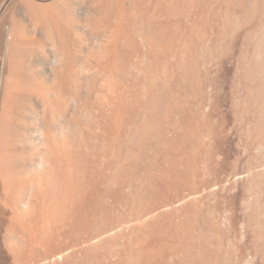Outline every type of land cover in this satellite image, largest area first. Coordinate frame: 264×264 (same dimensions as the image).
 <instances>
[{
  "label": "rangeland",
  "instance_id": "obj_1",
  "mask_svg": "<svg viewBox=\"0 0 264 264\" xmlns=\"http://www.w3.org/2000/svg\"><path fill=\"white\" fill-rule=\"evenodd\" d=\"M1 20L35 37L10 54L47 65L56 39L64 68L34 121L0 55V264H264V0H0Z\"/></svg>",
  "mask_w": 264,
  "mask_h": 264
},
{
  "label": "bare ground",
  "instance_id": "obj_2",
  "mask_svg": "<svg viewBox=\"0 0 264 264\" xmlns=\"http://www.w3.org/2000/svg\"><path fill=\"white\" fill-rule=\"evenodd\" d=\"M4 1H6V0H4ZM4 9H5V6H4ZM29 16H30V14H29ZM30 20H32V19H30ZM30 20H29V22H30ZM33 21H36V20L33 19ZM30 23L33 25V26H31L33 28V29L31 28V30H34L33 32H39L37 30H40L41 28L36 30V27H35L38 23L37 22H35L37 24L32 23V22H30ZM54 26H55V24H54ZM41 33H42V31H41ZM53 34H55V32H53L51 36H53ZM33 35L34 34H32V36ZM32 36H31V38H32ZM31 38H28V39L30 40ZM33 38H35V37H33ZM33 38H32V41H33ZM54 38H51V39H54ZM27 40H25L23 38V34H22L21 30L15 29V25H13L11 23L10 24H7V23L5 24L3 22V20L0 21V55H1V53H4V52H6V54H8V60L6 62V71L8 69V72H9L10 69L13 66L18 67V68H20V66H22L23 68L22 67L21 68L24 69V71L26 72L25 75L28 74L27 78H25L24 81H23V84H24L23 90H25L24 91L25 93L27 92L25 95H27L28 97H29V95H31V92H33V91L36 92V96H35V102L31 103L30 107L27 109V112H28V114H29V116H30V118L32 120L37 121L39 119V117H41V116L44 117V114H45V111H46V106H47L48 103L52 104L54 102L53 105L57 104V101H58L57 99L59 98V96H58V92L59 91H57L58 89H56V88L59 87V83L61 84V79H62L61 75H62V71H63V68H64L63 67L64 64H62L63 63L62 60H63L64 57L62 55V51H61L62 49H60L61 46L56 45V42H57L56 39H54V41L51 40V42H53L52 44L50 42V45L52 46V48L50 46V48L52 49L50 51L53 52V54L52 53L50 54V52H49V54L51 55V56L49 55L50 57L47 55L49 58L47 56L45 57V55H43L44 57L42 59L44 60V58H45V60H47V65L44 64L45 61H43V62H42V60L40 61V59L42 57V55L40 57L41 53H37L36 56H33L36 53L35 51H34V53L33 52H28V55L31 53V55H29L31 57L26 56L23 53L27 54V52H26V51H28L27 48L30 46V43H32L31 40H30V42L27 41ZM34 41H36V39H34ZM5 42H6V46L4 44ZM8 42H12V43L8 44ZM15 43L16 44L18 43V45H16ZM34 44L35 43H32V46ZM57 44H59V43H57ZM12 45L13 46L15 45V47L21 45L23 47V49H24V52L22 51L23 52L22 53L21 52L22 48H20L21 49L20 50L19 47H18L17 50H20V52L22 54L18 52L19 53V55H18L19 57L16 56V55H13L14 53L16 54V52H14L16 50H13V48H11ZM27 45H28V47H27ZM15 47H14V49L17 48V47L15 48ZM33 47H34V50H35L36 49V45L33 46ZM58 47H59L60 50L58 49ZM3 49L5 51H3ZM57 49H58V51H57ZM8 51L9 52L13 51L14 53L10 54ZM60 51H61V53L59 54ZM38 54H39V56L37 57ZM13 56H16V58L18 57L17 58L18 60H15L16 58L13 57ZM21 57L22 58L24 57L23 59H25V60H23ZM27 57H29V58H27ZM32 57H36V58L33 59ZM20 58H21L22 63L19 61ZM47 66H48V68H46ZM58 80H59V83H58ZM57 83H58V86H57ZM19 85H20L19 77L14 72L12 73L11 77L6 78L4 83H3L4 90H9V89L10 90H15ZM48 86H51V87H49L50 89L47 88ZM48 89L51 90V91H47ZM45 91H47L48 93L45 92ZM50 99H52V100H50ZM54 106H53L54 107L53 108L54 112L53 111L52 112H53L54 116L56 115L55 116V118H56V117H59V115L57 116V114H58V111H57V108H56L57 105H54ZM31 119H28L26 124L28 123V125H29L30 124L29 122L31 121ZM21 130H22L21 134H22V139H23L22 143L23 144L26 143V148H28L27 144H30L34 148L35 147L37 148V147H39V146L44 144V137H43L44 135H43V133L39 132L35 128L28 127V128H24V129H21ZM40 135H42V138H41ZM32 138H33V140H32ZM2 155H3V150H2V148L0 146V157ZM40 166L41 165H38L39 168H40ZM98 238H100V237H98Z\"/></svg>",
  "mask_w": 264,
  "mask_h": 264
}]
</instances>
